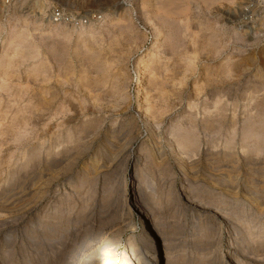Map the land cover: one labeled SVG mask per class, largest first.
Listing matches in <instances>:
<instances>
[{
    "label": "rangeland",
    "instance_id": "rangeland-1",
    "mask_svg": "<svg viewBox=\"0 0 264 264\" xmlns=\"http://www.w3.org/2000/svg\"><path fill=\"white\" fill-rule=\"evenodd\" d=\"M6 10L0 264H264V0Z\"/></svg>",
    "mask_w": 264,
    "mask_h": 264
},
{
    "label": "built area",
    "instance_id": "built-area-1",
    "mask_svg": "<svg viewBox=\"0 0 264 264\" xmlns=\"http://www.w3.org/2000/svg\"><path fill=\"white\" fill-rule=\"evenodd\" d=\"M19 0H3L4 6L9 11V9L18 2ZM130 6V5H129ZM133 17L137 20L138 25L143 29L147 30V26L142 23V21L138 18L136 11H134ZM40 18L53 24H59L64 26H69L72 28H83L86 25L92 22H99L102 19V16L97 13H91L89 15H83L80 13H76L74 11H70L66 9L64 6L59 3L45 2L42 5V10L40 12Z\"/></svg>",
    "mask_w": 264,
    "mask_h": 264
},
{
    "label": "bare ground",
    "instance_id": "bare-ground-1",
    "mask_svg": "<svg viewBox=\"0 0 264 264\" xmlns=\"http://www.w3.org/2000/svg\"><path fill=\"white\" fill-rule=\"evenodd\" d=\"M124 3V2H123ZM120 5V4H119ZM122 5V4H121ZM118 6L117 8H118V11H117V13H115V15L118 17V18H122L123 17V15H124V12H121V10L123 11V9H125L126 7L124 6V5H122V6ZM168 5V4H167ZM125 7V8H124ZM174 7V6H173ZM172 7V8H173ZM175 9H177V8H175ZM167 10H168V8H167ZM170 10H172L171 8H170ZM37 25L36 26H39V25H50L51 23H49V22H44V23H39V22H37L36 23ZM54 26H59L58 24H54ZM157 44V43H156ZM148 52V51H147ZM141 62H145V59H143ZM143 65H144V63H142ZM142 66V65H141ZM146 66V65H145ZM142 68V67H141ZM145 69V68H144ZM142 73V72H141ZM143 88V87H142ZM139 91V90H138ZM137 92V91H136ZM135 199H137L138 198V196L135 194ZM134 199V200H135ZM139 199V198H138ZM141 199V198H140ZM135 202V201H134ZM135 204V203H134ZM146 214V213H145ZM154 225H156V223L154 222ZM157 228V227H156ZM135 250H133V252H134ZM137 255V254H136ZM145 255V254H144ZM134 258V257H133ZM137 258V257H136ZM136 261V260H135ZM148 261H152V260H150V258L148 257V256H142V258H140L139 259V261H137V263L138 262H140V263H144V264H148L149 262ZM167 261V260H166ZM155 262H156V264H163L162 262H161V260L159 259V256H157L156 258H155ZM139 263V264H140Z\"/></svg>",
    "mask_w": 264,
    "mask_h": 264
}]
</instances>
